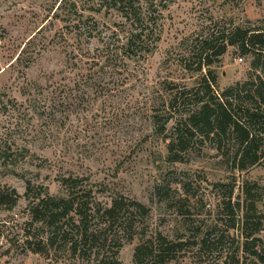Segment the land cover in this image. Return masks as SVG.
I'll return each mask as SVG.
<instances>
[{
    "label": "rangeland",
    "instance_id": "374dc122",
    "mask_svg": "<svg viewBox=\"0 0 264 264\" xmlns=\"http://www.w3.org/2000/svg\"><path fill=\"white\" fill-rule=\"evenodd\" d=\"M59 1L0 0V187L22 194L30 179L55 193L56 175H82L100 189L99 199L121 194L143 203L149 234L173 242L182 236V249L166 264H249L240 215L251 209L247 227L260 220L255 235L264 242V154L237 170L227 159L230 147L203 141L187 149L183 162H167L163 135L174 121L157 133L151 115L163 114L162 121L160 100L167 103L170 87L194 82L196 72L182 58L192 56L197 37L233 25L264 27V0H156L165 5L160 41L144 59L115 60L119 69L107 56L119 13L93 10L97 0ZM83 21L94 23L95 36L80 34ZM251 59L228 46L212 66L217 88L245 80ZM262 143L264 149V132ZM170 179L176 190L156 194ZM230 190L231 204L240 205L234 228L223 204ZM25 205L23 196L11 209L0 203V264H93V255L32 252ZM137 240L119 249L121 264H134Z\"/></svg>",
    "mask_w": 264,
    "mask_h": 264
},
{
    "label": "trees",
    "instance_id": "16d2710c",
    "mask_svg": "<svg viewBox=\"0 0 264 264\" xmlns=\"http://www.w3.org/2000/svg\"><path fill=\"white\" fill-rule=\"evenodd\" d=\"M95 2H92L93 10H114L121 18L114 41L107 43V56L113 61L111 69L120 68L115 67V60H140L154 51L161 37L165 5L156 0ZM71 6H74L73 2ZM93 24L83 21L77 30L87 38L93 37L96 30ZM228 46L241 55L252 57L250 74L245 80L218 89L212 66ZM193 56L196 59L191 61ZM182 65L196 72L194 82L191 85L175 83L170 87L167 103L160 100V109L165 112L162 121L160 116L163 114L151 115L157 133H163L167 123L174 121L171 130L163 135L167 141V162H183L189 147L209 141L218 150L222 146L230 147L227 159L233 169L245 170L259 164L264 154V27L233 25L229 30L207 31L197 37L192 56L182 58ZM156 109L154 105L153 111ZM54 180L58 184L55 193L47 184L30 179H25L22 194L7 185L0 187V203L7 209L14 207L21 196L26 200L27 218L23 229L24 235L31 237L35 246L31 247L32 252L68 251L83 258L93 255V264H121L117 256L119 249L137 238L132 253L134 264H166L174 258L173 253L182 249V236L173 242L161 232L153 235L146 231L144 221L149 209L138 200L121 194L113 195L109 200L99 199L98 196L103 194L95 183L78 174H59ZM172 183L178 182L170 179L165 188L156 186V194L176 190ZM231 191L223 204L230 216V227L234 228L233 208L236 205L239 209L240 205L231 204ZM179 209L180 206L176 208ZM250 210L245 207L240 215L245 238L242 251L250 259L249 264H264V242L255 235L261 229V221L248 228L252 217ZM209 235L207 232L199 242L204 245Z\"/></svg>",
    "mask_w": 264,
    "mask_h": 264
}]
</instances>
